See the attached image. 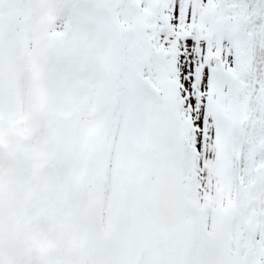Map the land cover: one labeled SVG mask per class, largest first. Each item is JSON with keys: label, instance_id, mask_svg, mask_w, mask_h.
I'll list each match as a JSON object with an SVG mask.
<instances>
[{"label": "snow or ice", "instance_id": "snow-or-ice-1", "mask_svg": "<svg viewBox=\"0 0 264 264\" xmlns=\"http://www.w3.org/2000/svg\"><path fill=\"white\" fill-rule=\"evenodd\" d=\"M0 264H264V0H0Z\"/></svg>", "mask_w": 264, "mask_h": 264}]
</instances>
